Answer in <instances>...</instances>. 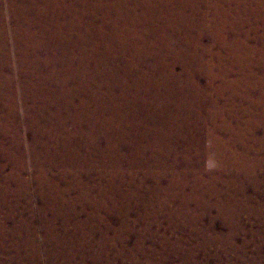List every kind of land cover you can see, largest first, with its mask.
Listing matches in <instances>:
<instances>
[{
  "label": "rangeland",
  "instance_id": "1",
  "mask_svg": "<svg viewBox=\"0 0 264 264\" xmlns=\"http://www.w3.org/2000/svg\"><path fill=\"white\" fill-rule=\"evenodd\" d=\"M0 264H264V0H0Z\"/></svg>",
  "mask_w": 264,
  "mask_h": 264
},
{
  "label": "bare ground",
  "instance_id": "2",
  "mask_svg": "<svg viewBox=\"0 0 264 264\" xmlns=\"http://www.w3.org/2000/svg\"><path fill=\"white\" fill-rule=\"evenodd\" d=\"M13 2V1H12ZM193 2V1H192ZM81 7V6H80ZM85 8V7H84ZM80 18V17H79ZM81 20V19H80ZM84 82V81H83ZM206 89V88H205ZM177 90V89H176ZM177 101V100H176ZM218 105V104H217ZM76 146V145H75Z\"/></svg>",
  "mask_w": 264,
  "mask_h": 264
}]
</instances>
